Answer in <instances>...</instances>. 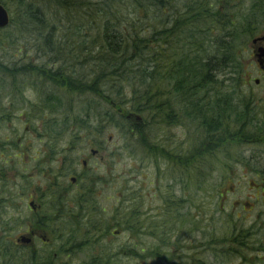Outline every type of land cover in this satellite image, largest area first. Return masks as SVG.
Segmentation results:
<instances>
[{
	"label": "trees",
	"instance_id": "16d2710c",
	"mask_svg": "<svg viewBox=\"0 0 264 264\" xmlns=\"http://www.w3.org/2000/svg\"><path fill=\"white\" fill-rule=\"evenodd\" d=\"M247 1L243 8L244 0H0L11 18L0 29V119L11 115L10 107L40 137L73 138L72 126L87 141L103 139L115 124L126 136L131 159L164 160L189 173L214 152L264 135V121L258 134L245 132L262 116L252 104L251 109L242 104L245 68L238 53L264 31V15L248 10L258 6L256 0ZM226 74L233 77L228 88L219 79ZM129 112L141 117L136 127L125 118ZM174 125L194 130L193 148L184 155L152 133ZM259 173L264 179V170ZM93 193L88 189L79 198L78 221L71 211L49 208L43 224L59 245L57 260L48 254L46 264H68L65 260L85 250V264H122L119 253L102 243L111 228L102 223ZM128 194L126 189L120 194L112 225L136 238L124 251L130 258H147L144 237L154 243L146 253L157 261L167 258L171 241L179 238L175 246L184 232L198 231L199 222L180 215L167 195L161 198V220L157 215L141 219L143 198L134 193L130 207ZM186 224L189 230L183 229ZM236 228L230 229L238 235L230 248H221L227 241L220 245L212 236L208 245L217 256L240 254L246 263L251 234ZM0 257L2 264H21L23 258L6 243L0 245ZM37 257L27 263L43 264Z\"/></svg>",
	"mask_w": 264,
	"mask_h": 264
},
{
	"label": "rangeland",
	"instance_id": "374dc122",
	"mask_svg": "<svg viewBox=\"0 0 264 264\" xmlns=\"http://www.w3.org/2000/svg\"><path fill=\"white\" fill-rule=\"evenodd\" d=\"M244 3L245 6L243 8H247L249 6L248 1L244 0ZM251 46L250 40L247 48L245 50L243 48L238 53L240 62L243 63L245 68V84L241 90L242 92L254 91L259 99L262 95L257 94V92L262 89L254 86L252 81L256 78V71L249 60V55L252 53ZM7 49L9 48L7 47ZM24 53L30 54V51H25ZM14 62L22 63V60L15 59ZM232 78L231 75L226 74L225 77L221 76L219 79L224 88H228ZM243 96L245 97L244 94ZM26 99L32 101L34 97L28 92ZM242 102L243 105L245 104L247 108L251 109V103L248 99L242 100ZM235 104L237 106V103ZM252 106V111L262 108L257 101ZM104 108L107 109L106 106ZM257 112L262 117L257 119L255 127L245 131L248 135L255 134L264 121V113L261 114L259 110ZM26 125L30 128L33 126L31 124ZM24 126L25 124L23 125L22 122L18 126L23 137L45 138V136H38L37 131L35 134L33 130L26 134ZM35 126L37 124H34ZM190 127L188 129L185 126L174 125L170 128H165L164 131L155 129L152 133L161 135L164 140H167V143L171 142L178 149V153L182 149V155H184L193 148L191 134L194 133V130L192 126ZM231 127L236 130L233 126ZM5 128L0 127V136L2 138L5 136L6 130H8L7 126ZM77 132L70 126V136L77 135ZM105 132L103 139H101L102 144H100V147L102 151L100 154L105 156L106 159L104 166L98 164L96 168L95 176L100 178V183L96 187L99 196L94 201L101 212L102 223L111 228L110 234L106 236L102 243L104 246H109L108 249L112 253H119L122 264H197L199 261L203 264H264V179L259 173L264 170V145L258 142V138L255 137L256 139L253 142H250V140L245 141L244 144L232 149L214 152L199 167L197 166L195 170H190L187 173L186 171L183 172L180 167H171L172 165L167 162H164L165 166L162 165L164 169L161 170V168L158 169L156 164L144 163L141 165L137 159L132 161L128 151L124 148L126 136H124L123 130L113 124L108 126ZM78 136L84 139L83 135L81 137L78 134ZM109 138L111 139L110 141L108 140ZM90 147V145L87 146V155ZM35 148L39 149L40 145L37 143ZM154 169H158V172L156 173ZM132 171L135 172V175L130 177ZM27 175L32 176V172H26ZM13 176V179L10 178L11 182L15 180L16 184H18L19 179H16V175ZM7 178L8 175L6 176ZM124 189L132 193L139 192L144 200V212H146L147 217L156 215L160 217L164 210H162L161 198L167 195L170 200L176 203L175 205L179 209L180 215H184L185 219H194L199 222L198 231L192 235L189 232H186L189 234L184 232L183 234L187 236H184L175 246L173 244L179 238L171 241V245H167L165 251L167 255H163V257L167 256V258H160L157 261L147 255L146 251L154 243L144 237L142 245L145 248L144 256L147 258L145 260L130 258V256L124 254V251L126 252L129 248L134 247V243L129 240L134 239L136 241V238H132L128 233H120L117 237L114 236L113 232L119 229H115L114 225H112V217L116 208L121 204L118 199ZM29 194L30 190L23 195L21 200L15 201L12 206L2 209V212L0 211V245L6 243L12 248H17L18 252L21 249L19 246H15L16 240L19 236L27 233L30 225L31 215L24 201ZM92 198L94 199V196ZM71 199L76 203L75 197ZM71 212L76 221L81 219V216L77 214L78 209L74 208ZM164 218L165 215L163 214L160 219ZM254 224L255 227H253ZM180 225L178 226L181 227ZM234 226L237 227V232L243 230L251 234L245 244L246 248H248V252L245 253L248 260L246 263L240 257V254L232 258L217 256L213 247L208 245L212 236V239L215 240L214 242H218L220 245H222V242L227 241L221 248H230L231 239L238 236L230 234V229L232 231ZM183 229L189 230L190 227L186 224ZM41 230L50 239V245L43 247L42 242L40 240L37 241L36 254L39 256L45 251L50 254L54 253L59 245L58 242L51 238V230L49 228ZM251 249L255 251H251ZM21 254L26 255V252ZM88 255L85 250L84 254H77L74 260L67 259L65 261L68 264H85ZM2 261L3 258L0 257V264H2Z\"/></svg>",
	"mask_w": 264,
	"mask_h": 264
},
{
	"label": "flooded vegetation",
	"instance_id": "af4514ba",
	"mask_svg": "<svg viewBox=\"0 0 264 264\" xmlns=\"http://www.w3.org/2000/svg\"><path fill=\"white\" fill-rule=\"evenodd\" d=\"M255 3L258 6H251L248 10L254 9L255 12L264 15V0H256ZM251 51L249 60L256 70L254 84L257 88L262 89L257 92L262 97L258 99L254 91L251 90L242 93L245 95L243 97L247 98L251 104L257 101L258 105L262 107L258 110L264 113V40L252 45ZM8 108L11 115L8 118L3 116L0 119L4 120L1 121L0 127H8L5 136L3 138L0 136V211L12 206L15 201L21 200L23 195L30 190V194L24 200L31 215L30 225L27 233L22 235L29 240V243L18 245L21 249L20 254L26 252V255L21 254L23 258L20 263L28 264L27 261L30 258H34V260L38 258L36 254L37 241L42 239L43 247L49 245L50 240H46L44 231L41 230L46 227V224L43 223H47L49 208L56 205L59 210L62 209L65 212L74 208L80 209L83 205L79 198L83 199L88 189L95 192L94 200L99 196L96 187L100 183V178L95 176L96 168L98 164L104 166L106 158L100 154L102 151L100 147V144H102L101 139L87 141L78 138L76 135L73 138L64 139L23 137L18 127L22 122L20 113L11 111L10 107ZM138 124L134 118L130 119L132 127H136ZM25 129L27 133L30 132L28 126H25ZM133 129L131 130L132 134H134ZM262 139L264 140V136H261L258 141ZM37 143L40 145L39 149L35 148ZM88 145L91 147L87 155ZM131 160L135 161L136 159L132 158ZM164 162L166 161L160 160L156 163L148 157L139 161L141 165L144 163L156 164L158 169L161 168V170L164 169L162 168V165L165 166ZM158 169H154V171L157 173ZM28 171L32 172V176H26ZM11 174L16 175V179H19L18 184L15 180L11 182L10 178H14L13 175L10 176ZM7 175L8 178L6 179ZM134 175L135 172L132 171L130 177ZM133 194L134 192H129L127 197L130 207L133 206L131 202ZM72 197H75L76 203L72 201ZM144 218H147L146 212L141 213V219ZM48 254L50 253L42 252L39 255L40 262L46 264ZM51 255L53 259L51 261H56L57 253L54 252Z\"/></svg>",
	"mask_w": 264,
	"mask_h": 264
},
{
	"label": "water",
	"instance_id": "95a60500",
	"mask_svg": "<svg viewBox=\"0 0 264 264\" xmlns=\"http://www.w3.org/2000/svg\"><path fill=\"white\" fill-rule=\"evenodd\" d=\"M10 22V18H9V14L8 11L2 6L0 5V29H3L5 27L8 26ZM256 42V40L254 41V43ZM131 115H129L127 117V119H130ZM137 122H141V118L140 117H136ZM23 243H26V240H22Z\"/></svg>",
	"mask_w": 264,
	"mask_h": 264
}]
</instances>
